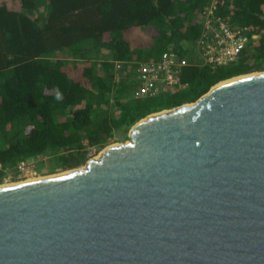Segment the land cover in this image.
<instances>
[{"label": "water", "instance_id": "water-1", "mask_svg": "<svg viewBox=\"0 0 264 264\" xmlns=\"http://www.w3.org/2000/svg\"><path fill=\"white\" fill-rule=\"evenodd\" d=\"M238 76L82 167L0 184V264H264V72Z\"/></svg>", "mask_w": 264, "mask_h": 264}, {"label": "trees", "instance_id": "trees-1", "mask_svg": "<svg viewBox=\"0 0 264 264\" xmlns=\"http://www.w3.org/2000/svg\"><path fill=\"white\" fill-rule=\"evenodd\" d=\"M210 1L19 0L13 8L1 0L0 184L8 165L27 158L47 156L50 170L79 167L90 159V148L102 150L116 133L128 136L146 116L194 102L226 79L264 70V0H219L223 16L260 34L238 62L211 68L194 58L190 45ZM39 5L48 12L42 26ZM148 32L146 53L133 38ZM85 41L109 49L114 60H86ZM170 46L189 58L183 72L189 86L132 98L133 83L117 79L116 62L126 69L134 61L157 60Z\"/></svg>", "mask_w": 264, "mask_h": 264}, {"label": "built area", "instance_id": "built-area-1", "mask_svg": "<svg viewBox=\"0 0 264 264\" xmlns=\"http://www.w3.org/2000/svg\"><path fill=\"white\" fill-rule=\"evenodd\" d=\"M219 0H211L201 11L202 30L195 40L194 54L202 66L216 68L238 62L248 44L259 38L255 27L241 22H233L219 11ZM190 64L188 56H182L178 50L170 46L159 59L150 61H134L127 68L120 61L116 62L118 71L130 75L133 83L131 97L152 98L169 94L189 86L184 81V68ZM40 158V156H37ZM37 157L19 161L15 166L5 169L13 172L38 173L34 161Z\"/></svg>", "mask_w": 264, "mask_h": 264}, {"label": "rangeland", "instance_id": "rangeland-1", "mask_svg": "<svg viewBox=\"0 0 264 264\" xmlns=\"http://www.w3.org/2000/svg\"><path fill=\"white\" fill-rule=\"evenodd\" d=\"M1 1V0H0ZM7 2V4L10 6V7H13V8H18L19 7V0H5ZM47 15H48V12L46 13L45 9H44V6H40L38 7V16L39 18H41V20H38L37 23L42 26L44 25L45 21H46V18H47ZM152 40V34H150L149 32L145 35L141 34V35H137V36H134L133 38V43H134V46L137 47V48H141L143 49L146 53L151 50L150 49V46H149V43L151 42ZM88 49L87 53H86V60H106V59H112L114 60V56H113V53L109 51V49L103 47V48H92L91 44L89 41H85L81 44V47H85ZM192 48H194L195 44H191L190 45ZM65 51H68V49H65ZM193 56L194 58H197V56L193 53ZM119 70V69H118ZM122 72L121 75H119L117 77V79H125L127 81H130V75H128L127 72H123L122 70H120ZM261 72H264V70H261V71H254V72H251V73H261ZM248 74V73H247ZM121 85H120V81L117 82L115 84V86L113 87V92H116V89L117 88H120ZM114 99V98H113ZM130 138H129V134L128 136L126 137H122L121 136V133H116L113 137H112V140L109 144H107L106 147L108 146H112L113 144H118V143H123V142H126L128 141ZM104 147L102 150H96L94 148H90V158H94L98 155L101 154V152L106 148ZM34 164L36 165L37 167V171L38 173L36 175H33V174H28V173H19V172H13L12 170H6L7 174L4 178V182L3 184H7V183H12V182H18V181H22V180H26V179H29V178H34V177H38V176H45V175H52V174H57V173H62L66 170H69V169H56V170H50V161L48 160V157L47 156H40V158H36L35 161H34ZM85 164L79 166V167H82L84 166ZM75 168H78V167H75ZM73 169V168H72Z\"/></svg>", "mask_w": 264, "mask_h": 264}, {"label": "bare ground", "instance_id": "bare-ground-1", "mask_svg": "<svg viewBox=\"0 0 264 264\" xmlns=\"http://www.w3.org/2000/svg\"><path fill=\"white\" fill-rule=\"evenodd\" d=\"M251 74L253 75V74H258V73H250V74H245V75H251ZM243 76H244V75H243ZM239 77H242V76H237V78H239ZM118 144H120V143H118ZM113 145H115V144H113ZM102 152H103V151H102ZM102 152H101V154H102ZM101 154L98 155V156H96V157H94V158H98V157H100ZM67 172H69V171L62 172V173H67ZM58 174H61V173L52 174V175H45V176H38V177H34V178H29V179H26V180L18 181V182H16V183H21V182H24V181L34 180V179L43 178V177H48V176H54V175H58ZM9 184H15V182L7 183V184H5V185H9Z\"/></svg>", "mask_w": 264, "mask_h": 264}]
</instances>
